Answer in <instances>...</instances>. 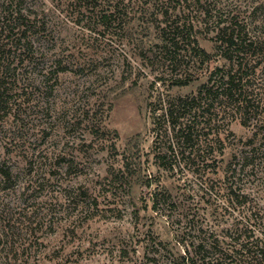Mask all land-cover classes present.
I'll return each instance as SVG.
<instances>
[{
	"label": "rangeland",
	"instance_id": "1",
	"mask_svg": "<svg viewBox=\"0 0 264 264\" xmlns=\"http://www.w3.org/2000/svg\"><path fill=\"white\" fill-rule=\"evenodd\" d=\"M188 1L0 0V39L12 47L0 56V264H160L155 242L176 249L192 215L220 236L245 226L264 236L258 50L247 84L258 102L248 113L212 118L199 158L170 156L175 174L153 164L155 131L169 126L163 117L152 123L159 97L194 92L228 66ZM216 6L259 34L262 10L243 0ZM186 20L200 27L195 37L210 60L163 47L161 27ZM186 75L188 84L172 85ZM146 173L156 176L149 186Z\"/></svg>",
	"mask_w": 264,
	"mask_h": 264
},
{
	"label": "trees",
	"instance_id": "2",
	"mask_svg": "<svg viewBox=\"0 0 264 264\" xmlns=\"http://www.w3.org/2000/svg\"><path fill=\"white\" fill-rule=\"evenodd\" d=\"M183 1H185L184 6L190 8V1ZM243 1L249 2L254 12L258 10L264 12V0ZM191 3L194 5L192 9L196 8V11L202 13L199 26L215 31L216 51L228 62V66L227 68L216 66L212 69L207 80L194 92L176 96L165 93L164 97H159V107H155L152 111L155 114L152 123L163 117L166 118L165 121H168L169 126L159 127L155 131L159 142H155L153 164L173 174L176 173L177 166L170 161V156L175 160L178 154L183 157L184 152L189 150L187 158H199L198 145L202 141L205 142L209 132H213L214 129L210 123L212 118L225 116L233 108H243L244 112L248 113L250 106L258 102L255 97L258 91L249 89L247 85L251 80L250 77L248 78V69L249 62L257 54V50L258 54H264V24L258 35L251 36L241 28L242 26L233 16L217 15V0H192ZM1 4L8 5L5 1ZM164 13L167 14V11L165 10ZM103 17L107 18L106 15ZM194 26V22L190 20L169 23L161 27L160 36L163 47H172L176 52L183 46L181 53L183 57H193L202 63L204 60H210L211 54L198 45L195 32L200 27L194 29ZM16 42L23 50L21 38H16ZM7 43L8 40L0 39V56L12 48ZM25 49L30 50L28 44ZM19 50L13 51L16 56ZM252 73L254 74L253 69ZM190 80V76L186 75V78L174 79L172 85H185ZM176 147L179 148L177 152H175ZM192 152L195 153L190 155ZM144 178L146 186L156 180L155 174L151 173H146ZM168 197L170 194L164 192L161 200L166 201ZM234 198L236 202L241 203L246 200V195L234 193ZM152 202L153 207L156 208L158 198H153ZM184 218L186 223L181 231V238L177 239L176 249L169 243L155 242L151 256L154 260L158 256L154 252L163 256L165 259L160 264H264V236L257 234L251 228L245 226L233 232L226 230L220 236L215 230L204 227L198 217L192 215Z\"/></svg>",
	"mask_w": 264,
	"mask_h": 264
}]
</instances>
